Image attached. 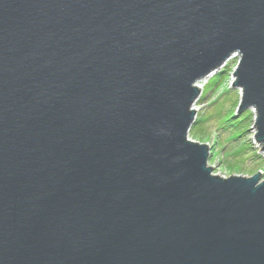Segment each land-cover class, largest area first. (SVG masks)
I'll use <instances>...</instances> for the list:
<instances>
[{
	"label": "water",
	"instance_id": "obj_1",
	"mask_svg": "<svg viewBox=\"0 0 264 264\" xmlns=\"http://www.w3.org/2000/svg\"><path fill=\"white\" fill-rule=\"evenodd\" d=\"M233 52L264 150V0H0V264H264L261 173L188 138Z\"/></svg>",
	"mask_w": 264,
	"mask_h": 264
},
{
	"label": "rangeland",
	"instance_id": "obj_2",
	"mask_svg": "<svg viewBox=\"0 0 264 264\" xmlns=\"http://www.w3.org/2000/svg\"><path fill=\"white\" fill-rule=\"evenodd\" d=\"M232 69V67L228 68V76L230 79ZM230 79L227 80V73L225 72L215 74L210 79L209 84L206 86L205 95L210 92L211 96L203 102L204 111L201 113L199 112V115L197 114V117L200 116V114H202L201 117L208 116L209 120H207V123L204 121L198 123L195 129L193 128V123L188 137L189 139L204 142L209 145L210 156L208 163L213 167L215 174L223 177L231 175L251 176L260 169L262 172L264 171V153L260 152L258 143H256L254 139L256 119L255 108L250 109L251 117L248 121L249 127H247L244 134L245 136L228 144L227 149L225 148L223 150L222 144H225L224 138L228 136L229 132L224 129H221L222 131L218 130L219 119L217 118V114L219 108L223 110L222 112H225L230 107L233 108V105L234 109H239L241 91L236 87L230 88L225 85V82H230ZM215 88L219 90L211 92ZM218 93H221V96H218ZM237 112V115L241 114H239V111ZM242 147H247V149L242 152ZM237 151L240 152L238 155L234 153ZM262 177L264 178V174Z\"/></svg>",
	"mask_w": 264,
	"mask_h": 264
},
{
	"label": "trees",
	"instance_id": "obj_3",
	"mask_svg": "<svg viewBox=\"0 0 264 264\" xmlns=\"http://www.w3.org/2000/svg\"><path fill=\"white\" fill-rule=\"evenodd\" d=\"M222 111L223 110L221 108H219V112L217 114L218 115L217 118L219 119L218 130L224 129V130H227L229 132L228 136H225V138H224L225 144H222V148L224 150L225 148L227 149L228 144H231L232 142H235V141L239 140L240 138H242L243 136H245L244 134L247 130V127H249L248 121L250 120L251 114H250V110H246L245 112H243V114L241 113L240 115H237L238 112L236 109H234V105H233V108L230 107L225 112H222ZM207 120H209L208 116L207 117L202 116L201 118H199L195 121L193 128L195 129V126L198 123H201L203 121L207 123ZM246 149H247V147H242V152ZM234 153L236 155H238V153H240V152L237 151Z\"/></svg>",
	"mask_w": 264,
	"mask_h": 264
},
{
	"label": "bare ground",
	"instance_id": "obj_4",
	"mask_svg": "<svg viewBox=\"0 0 264 264\" xmlns=\"http://www.w3.org/2000/svg\"><path fill=\"white\" fill-rule=\"evenodd\" d=\"M241 54L239 52H233L220 66L218 69L214 70V71H211V73H209L208 75L204 76L203 78L199 79L198 81H196L195 83V86L199 89V95L196 97L195 101L197 100V102H194L192 104V109H194V106H197V107H200L199 109V112H203L204 111V106H203V102L205 100H207L210 96H211V93L208 92L206 95H205V90H206V86L209 84L210 82V79L215 75V74H218V73H222V72H225L227 73V80L230 79V77L228 76V68L229 67H232V71H231V78L235 76V74H233V72L235 71V69L237 68L239 62H240V56ZM229 66V67H228ZM234 66V67H233ZM228 67V68H227ZM236 80V79H235ZM225 85L227 87H230V88H234V84L230 83V82H225ZM237 89H240L241 91V95L243 94V90L241 88H238L236 87ZM219 89L218 88H215L213 91L211 92H216L218 91ZM218 96H221V93H218L217 94ZM203 100V101H202ZM240 103H241V99H240ZM207 107V105H206ZM196 110V109H194ZM198 110V109H197ZM199 112L197 113L199 115ZM240 114V113H239ZM201 115L198 116L197 119L201 118ZM196 116V115H195ZM195 119V118H194ZM196 119V120H197ZM191 129V128H190ZM190 131V130H189ZM255 132H256V127H255ZM188 136H189V133H188ZM189 138V137H188ZM256 141V139H255ZM257 143V142H256ZM260 152L261 153H264V150L261 149L262 148V144H260ZM211 166V165H210ZM260 173H261V176H263L264 174V171L262 172V170H258ZM257 171V172H258ZM256 173V172H255ZM254 173V174H255ZM263 178V177H262Z\"/></svg>",
	"mask_w": 264,
	"mask_h": 264
},
{
	"label": "built area",
	"instance_id": "obj_5",
	"mask_svg": "<svg viewBox=\"0 0 264 264\" xmlns=\"http://www.w3.org/2000/svg\"><path fill=\"white\" fill-rule=\"evenodd\" d=\"M235 79H236L235 76L232 77V78L230 79V83L233 84V82L235 81ZM195 102H197V100H196ZM194 109H196V110H195V112H196V116H195V118H196V117H197V113L199 112L200 107L194 106ZM197 109H198V110H197ZM258 147H259V150H260V145H259V143H258Z\"/></svg>",
	"mask_w": 264,
	"mask_h": 264
}]
</instances>
